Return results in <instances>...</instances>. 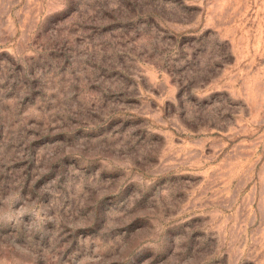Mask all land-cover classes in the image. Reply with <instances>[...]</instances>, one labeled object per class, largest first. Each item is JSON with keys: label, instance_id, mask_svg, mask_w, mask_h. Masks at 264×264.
<instances>
[{"label": "rangeland", "instance_id": "obj_1", "mask_svg": "<svg viewBox=\"0 0 264 264\" xmlns=\"http://www.w3.org/2000/svg\"><path fill=\"white\" fill-rule=\"evenodd\" d=\"M0 264H264V0H0Z\"/></svg>", "mask_w": 264, "mask_h": 264}]
</instances>
